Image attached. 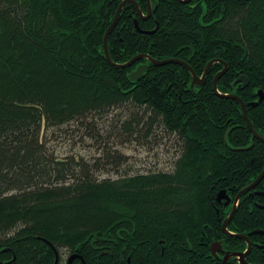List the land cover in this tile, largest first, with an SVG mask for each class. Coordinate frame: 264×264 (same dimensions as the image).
<instances>
[{"label": "trees", "instance_id": "1", "mask_svg": "<svg viewBox=\"0 0 264 264\" xmlns=\"http://www.w3.org/2000/svg\"><path fill=\"white\" fill-rule=\"evenodd\" d=\"M123 1L0 0V249H10L1 259H18L0 264H55L57 257L68 264V253L83 260L70 264H219L208 251L187 260L203 242L247 247L223 233L230 213L217 196H235L257 179L264 142L253 139L241 104L214 90L223 62L199 87L180 63L111 65L104 37ZM135 1L148 14V0ZM151 3L148 19L133 3L123 7L108 39L111 59H180L198 76L222 59L228 69L219 92L239 96L264 136V99L248 105L264 93V0ZM145 63L142 79L128 77ZM241 75L248 86L233 85ZM113 110L127 117L123 136H168L179 151L174 168L106 178L99 161L49 150L48 130ZM255 190L241 198L228 229L249 236L250 264H264V233L251 234L264 231V178Z\"/></svg>", "mask_w": 264, "mask_h": 264}, {"label": "rangeland", "instance_id": "2", "mask_svg": "<svg viewBox=\"0 0 264 264\" xmlns=\"http://www.w3.org/2000/svg\"><path fill=\"white\" fill-rule=\"evenodd\" d=\"M125 116L123 112L113 110L104 119L95 117L83 123L53 128L45 133V141L49 150L59 158L76 156L103 163L100 174L106 178H118L128 172L169 171L174 168L179 151L170 138L154 136L144 140L139 135L138 138L123 136Z\"/></svg>", "mask_w": 264, "mask_h": 264}, {"label": "water", "instance_id": "3", "mask_svg": "<svg viewBox=\"0 0 264 264\" xmlns=\"http://www.w3.org/2000/svg\"><path fill=\"white\" fill-rule=\"evenodd\" d=\"M181 3H188L190 2V0H177ZM127 3H133L136 8H137V11L138 13L140 14V16L143 18V19H148L151 14H152V3H151V0H148V5H149V9H148V14L147 15H144L143 11L139 8L137 2L135 0H124L118 10H117V13H116V16H115V19L114 21L112 22V24L110 25V27L108 28V30L106 31V34H105V37H104V49H105V57L107 58L108 62L111 64V65H114L116 67H129L131 66L133 63H135L136 61L142 59V58H147L151 63L153 64H156V65H163V64H167V63H180L182 65H184L185 67H187L191 73H192V83H191V86L194 87L195 85H202L203 83H205L206 81V78H207V75L209 73V69L210 67L215 63V62H223L224 63V68L216 75L215 79H214V90L220 94L222 97H227V98H232V99H235L237 100L240 104H241V107H242V111H243V114H244V118H245V121L247 123V126L249 127V129L251 130L252 134H253V139H259L261 141L264 142V136H261L256 130L255 128L253 127L249 117H248V113H247V107H246V104L245 102L237 95L235 94H221L218 90V82H219V79L220 77L227 71L228 69V65L226 62H224L222 59H214L212 61H210L206 68H205V71L204 73L202 74V76H198L197 73L195 72V70L185 61L183 60H180V59H165V60H156L154 59L153 57H151L150 55H147V54H141V55H137L135 56L134 58H132L130 61H128L127 63H123V64H119V63H115L111 57H110V54H109V49H108V39H109V35L111 33V31L114 29V27L116 26L118 20H119V15L123 9V7L127 4ZM136 24V27L141 31V29L139 28L138 26V22L136 21L135 22ZM158 26L153 29L152 31H146V32H150V33H154L156 30H157ZM149 64L145 63V64H140L136 69H134L129 75L128 77L130 79H132L133 81H136V80H140L142 79L144 76H145V72L148 68ZM238 83H241L244 87L248 86L249 85V78L245 75H241L239 76L235 82L233 83V85H236ZM259 94V99L258 101L256 102H251L249 103L248 105H257L259 104L263 99H264V93L262 90H260L258 92ZM253 146V143L248 147V148H242V149H249L250 147ZM264 178V169L263 171L260 173V175L257 177V179L255 181H253L250 185H248L247 187H244L243 189H241L238 194L236 195V198H235V205H234V208L233 210L231 211L229 217L224 221L223 223V229L224 231L229 234L230 236H234V237H237V238H240V239H244L248 242V249L246 252H239V253H234V255H238L239 258H240V262L241 264H249L247 261H246V256L249 254V252L251 251L252 249V244H251V241H250V238L249 236L245 235V234H234V233H230L228 230H227V227H228V224L229 222L232 220V218L234 217L237 209H238V205H239V201L240 199L247 193L250 192V194H252V190H255V188L258 186V184L262 181V179ZM255 192L257 194H261L260 192L256 191ZM264 194V193H262ZM225 199L226 200V203L229 204L231 202V198L230 196L228 195V192L227 190H222L218 193V196H217V200L218 201H221ZM261 208L264 209V205H259ZM253 233H264L263 231H260V230H255L253 231L251 234ZM73 258H75V255H73L71 257L70 260H73ZM226 260H227V257L225 258V260L223 261V264L226 263ZM58 261V257L56 258V262L55 264L57 263ZM70 264V263H69Z\"/></svg>", "mask_w": 264, "mask_h": 264}, {"label": "flooded vegetation", "instance_id": "4", "mask_svg": "<svg viewBox=\"0 0 264 264\" xmlns=\"http://www.w3.org/2000/svg\"><path fill=\"white\" fill-rule=\"evenodd\" d=\"M152 8H153V6H152ZM144 15H147V14H144ZM205 83H206V81H205ZM205 83H203L202 85H204ZM196 86L199 87L201 85H195L194 87H196ZM230 198H231V202L229 204L226 203V200H223L222 202H218L217 201L220 206H223L226 209H228L229 210V213H231V211L234 208L236 195L235 196L234 195H231ZM230 222H229V224H230ZM229 224H228V227H229ZM228 227H227V230L230 233H233V232H231L228 229ZM222 231H223V233L225 235H227L229 237H234V236H230L229 234H227L224 231L223 225H222ZM260 231H263V230H260ZM244 241H246V240H244ZM246 243H247V247H246V249L244 251H233L232 249H229V248H227L225 246L224 239H217V240H214L212 242H203L202 243V247H198L196 250H190V251H192V253L190 255L191 257L188 260L187 259H184L183 261H186V260L187 261H197V260H199L197 257H201L203 253L205 254L206 251H208L209 253L206 254V258H210L211 260L215 261V263L223 264V261L227 257V260H226V263L225 264H227V262L230 261V260H232V259L235 260V261H237L239 264H241L239 256L238 255H234V253L246 252L247 249H248V242L246 241ZM251 244H252V249H253L254 244L252 243V241H251ZM252 249H251V251H252ZM8 251H10V249H8V248H1L0 249V261H8V262H10V261H18L17 256L15 255V253H13V258H11V259H1L2 258L1 257L2 256V253L3 254H6ZM251 251L249 252V254L251 253ZM73 255H75V258H73V260H70ZM73 255L71 253H68V256L66 257L67 258L66 261H68V264L71 263V262H73L76 258H79V259L82 258V256L80 254H78V253L73 254ZM247 256H246V261L248 262ZM202 259H204V258H202ZM127 261H131V259H128ZM186 264H191V263L189 262V263H186Z\"/></svg>", "mask_w": 264, "mask_h": 264}]
</instances>
